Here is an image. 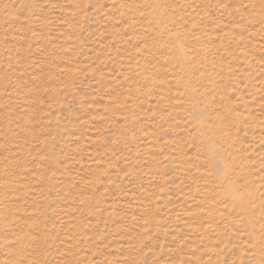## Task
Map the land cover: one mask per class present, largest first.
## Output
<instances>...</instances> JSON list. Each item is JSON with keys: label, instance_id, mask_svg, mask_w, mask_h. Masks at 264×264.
<instances>
[{"label": "rangeland", "instance_id": "obj_1", "mask_svg": "<svg viewBox=\"0 0 264 264\" xmlns=\"http://www.w3.org/2000/svg\"><path fill=\"white\" fill-rule=\"evenodd\" d=\"M0 264H264V0H0Z\"/></svg>", "mask_w": 264, "mask_h": 264}]
</instances>
